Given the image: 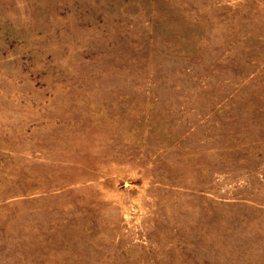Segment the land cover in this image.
I'll list each match as a JSON object with an SVG mask.
<instances>
[{
    "label": "rangeland",
    "instance_id": "obj_1",
    "mask_svg": "<svg viewBox=\"0 0 264 264\" xmlns=\"http://www.w3.org/2000/svg\"><path fill=\"white\" fill-rule=\"evenodd\" d=\"M0 264H264V0H0Z\"/></svg>",
    "mask_w": 264,
    "mask_h": 264
}]
</instances>
